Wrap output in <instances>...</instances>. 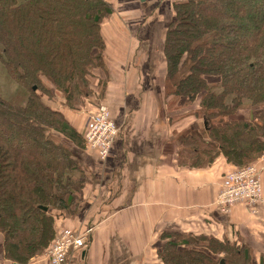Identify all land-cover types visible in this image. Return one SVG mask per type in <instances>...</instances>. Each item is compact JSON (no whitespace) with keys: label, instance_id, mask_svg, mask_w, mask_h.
Listing matches in <instances>:
<instances>
[{"label":"trees","instance_id":"16d2710c","mask_svg":"<svg viewBox=\"0 0 264 264\" xmlns=\"http://www.w3.org/2000/svg\"><path fill=\"white\" fill-rule=\"evenodd\" d=\"M172 9L162 93L177 165L254 163L264 155V0H181ZM111 11L105 0H0V60L26 92L23 104L0 95V233L15 263L44 255L57 221L81 204L86 175L69 144L85 141L51 98L59 93L72 117L99 91L112 119L101 35ZM195 118L202 126L183 130ZM161 237L155 264H264L225 233Z\"/></svg>","mask_w":264,"mask_h":264},{"label":"crops","instance_id":"0c3cea01","mask_svg":"<svg viewBox=\"0 0 264 264\" xmlns=\"http://www.w3.org/2000/svg\"><path fill=\"white\" fill-rule=\"evenodd\" d=\"M105 1L110 7L115 4L119 17L103 19L101 35L109 77L106 100L114 123L121 128L103 160L87 147L84 150L70 145L86 176L78 210L57 221V227L77 231L91 227L92 231L85 246L72 252L65 264H155L157 249L168 239H162V232L173 235L202 231L220 236L228 227L224 221L233 224L237 232L242 223L251 225L252 232H264V204L256 205L249 213L235 205L228 213H219L214 201L228 171L222 157L201 169L176 163L177 147L170 137L173 127L164 116L166 99L162 93V43L170 20L159 25L156 5L163 1L167 10L171 2ZM111 10L110 14L115 12ZM130 28L136 32L130 33ZM74 117L72 114L69 122L77 121ZM86 124L80 131L82 135ZM174 124L177 129L182 127ZM202 124L195 118L183 130L198 129ZM255 162L264 195V155ZM2 247L0 233V264H20L5 258ZM23 264L50 263L41 255Z\"/></svg>","mask_w":264,"mask_h":264},{"label":"built area","instance_id":"2783aa9c","mask_svg":"<svg viewBox=\"0 0 264 264\" xmlns=\"http://www.w3.org/2000/svg\"><path fill=\"white\" fill-rule=\"evenodd\" d=\"M90 123L84 130L83 138L85 146L97 153L103 160L107 157L113 140L120 131L109 116L106 105L100 104L97 111L89 116ZM242 203L252 212L258 204H264L259 170L256 164L235 169L225 175L223 189L217 194L214 204L219 211L226 213L234 204ZM92 231L91 227L77 231L71 228H61L51 246L44 253L50 264H65L68 256L75 251L81 250Z\"/></svg>","mask_w":264,"mask_h":264},{"label":"rangeland","instance_id":"374dc122","mask_svg":"<svg viewBox=\"0 0 264 264\" xmlns=\"http://www.w3.org/2000/svg\"><path fill=\"white\" fill-rule=\"evenodd\" d=\"M139 1L142 2V0H139ZM151 1H153V0H151ZM169 1L171 2V8H172V2H179L180 3L181 0H169ZM111 4H112L111 7H112V9L115 12H112V14H110L108 18H110V19L111 18H119L117 13H116L117 9H116L115 4L114 3H111ZM153 4H156V3L153 2L152 5ZM156 5H157V8L160 10V15L157 18V19L160 20L159 25H161L162 22L165 25V23H166V21L168 19L169 20L172 19V17H173V9H172V11H171V8L170 9L168 8L167 10H164V8H165V6L167 4H165V2H163V1L158 2ZM120 20L122 22H124V23L126 22L125 21V17L122 16V15L120 16ZM114 30L116 31V33H118V27L115 26ZM129 32L130 33H133V32L135 33L136 29L130 28ZM104 76H105L104 73H99L98 78L100 77V79H103L105 81ZM25 93L26 92L23 89V87H21L19 85V83L17 81H15L10 76V74L7 71L6 67H4L3 62L0 60V95H1V97H3L7 101L15 103V104H23L25 102V98H26V94ZM96 96L99 98V96H100L99 91H97V93H95V96H93V94H89V96L87 98V100H88L87 101V105H86L87 108L83 107L84 103H83V105H81L79 103L77 105V109L78 110H76V111H72L71 110V112H73V115L75 116L74 119L77 120V121L73 120L72 121V125H73V127H76L77 130L78 129H79V131L82 130V127L84 126V123H85L87 117L90 116L91 114H93L94 112H92V111H94L95 109H98V107L100 106V104L98 103L99 101L97 100ZM51 100H52L53 105H54L53 108H58L60 111H62L64 113V116H66L68 118L67 120H69L71 118V115H69L67 107L62 106L63 105L62 104L63 100L61 101L60 94L59 93L56 94L55 98L52 97ZM85 103H86V101H85ZM78 121H81L83 124H81V123L79 124ZM86 128H87V126L84 128V130H86ZM70 145L71 144H69V146ZM23 149H27V146H24ZM83 149L85 150V148H83ZM72 156H73V154H72ZM73 158H74L75 161H77L79 164H81V162L78 159H76L74 156H73ZM79 158L82 161L84 159L83 156H80ZM253 164H256V162H254ZM244 167H246V166H244ZM228 171H231V170H228ZM234 205L235 206H240V207H237L238 209H244L245 211L247 209L242 204H238L237 203V204H234ZM234 205L231 206L230 208L235 207ZM230 208H229V211H230ZM219 213L225 214L224 212H221V211ZM226 213H228V211ZM223 221H224V219H223ZM223 225L228 226V227L225 228L226 232H224V233L229 238V240L230 241L231 240L232 241L236 240L235 242H237L238 244L244 243L245 247H247L250 250V252L253 253V257L254 258L255 257L259 258V256L261 254H264V232L261 233V231L257 230V229H256L255 232H252L253 231L252 226L250 225V226L246 227L245 224L243 225V223L240 224L239 227H237V229L240 230L239 232L233 230V224H230V222L224 221ZM235 226L236 225H234V227ZM234 232H236V233H234Z\"/></svg>","mask_w":264,"mask_h":264},{"label":"water","instance_id":"95a60500","mask_svg":"<svg viewBox=\"0 0 264 264\" xmlns=\"http://www.w3.org/2000/svg\"><path fill=\"white\" fill-rule=\"evenodd\" d=\"M43 210H46L47 208L46 207H41ZM222 262V261H221Z\"/></svg>","mask_w":264,"mask_h":264}]
</instances>
